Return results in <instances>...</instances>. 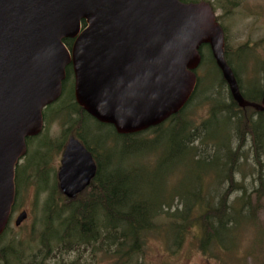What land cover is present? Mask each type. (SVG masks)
<instances>
[{
    "label": "water",
    "instance_id": "obj_1",
    "mask_svg": "<svg viewBox=\"0 0 264 264\" xmlns=\"http://www.w3.org/2000/svg\"><path fill=\"white\" fill-rule=\"evenodd\" d=\"M203 46L239 108L264 113V96L261 103L242 96L225 59V33L206 2L0 0V237L15 206L27 140L42 133L43 111L61 98L70 66L76 104L118 135H135L186 107ZM96 171L91 153L71 137L57 176L60 192L75 200ZM27 218L22 212L15 225Z\"/></svg>",
    "mask_w": 264,
    "mask_h": 264
},
{
    "label": "trees",
    "instance_id": "obj_2",
    "mask_svg": "<svg viewBox=\"0 0 264 264\" xmlns=\"http://www.w3.org/2000/svg\"><path fill=\"white\" fill-rule=\"evenodd\" d=\"M180 1L199 3L198 0ZM65 44L70 49L73 41L67 40ZM246 47H241L238 54ZM203 48L209 50L208 46H203L201 49ZM224 54L227 64L234 72L244 99L253 103H261L264 96V79L263 84H259L258 95L244 90L232 66L227 46L224 48ZM209 55L207 58L201 54L202 62L199 67L202 72L205 64L212 63L219 76L218 81L208 80L207 89L203 90L202 98L199 100L204 102L210 86L217 90L214 96L206 99L215 101L209 118L201 124L193 118L195 107L199 104L197 103L199 102V90L204 86L205 79L208 77V75L204 77V74H200L197 76L196 90L186 107L156 128L135 135L120 136L112 126L99 123L101 127L111 128L115 136L122 140L121 158H116L114 161H100L99 170L91 186L75 200L64 198L57 190L56 184L55 188H51L52 196L46 208V233L39 255L47 258L48 256L56 257V252L78 251L82 257L83 253L91 250L92 258L96 253H102L112 256L115 264H142L140 259L144 255L147 236L159 227L157 221L163 215L167 216L164 228L170 226L175 230L174 242H172L175 250L172 249L171 253H176L180 249L190 233L191 226L198 225L201 229L198 239L199 250L207 255H212L214 251L228 255L232 246L235 245L234 237L240 225L244 221L256 223V214L250 201L252 196L248 194L246 188L235 183L234 176L241 150L249 138L261 169L258 177L260 187L255 192L264 198L262 171L264 164L260 161V156L264 151V113H258L250 108H239L232 99L210 50ZM70 74L71 71L67 69V78ZM65 111L76 116L75 126L78 130L70 135L78 138L85 148L93 152L95 148L102 147L105 155L108 156L111 152L117 151L118 145L113 140L104 143L87 141L84 134L86 120L93 118L76 104L74 94L61 110L63 114ZM222 124L226 130V143L221 142L219 147L218 139H215L213 131L216 129L222 131ZM212 126L216 128L213 129ZM234 140L237 142L236 148L233 147ZM142 154H146L151 161L157 159L159 170L175 161L182 165L190 161L199 169L201 166H215L214 163H216L215 169L212 172L209 171L212 174L210 181H217L216 186L227 185V189L222 194L217 193L218 189H215L216 198H213L208 191L205 194L199 191L198 195H187L186 197L176 195L169 200L161 198L163 191L158 193L160 197L156 199L149 197L141 183L144 179L153 181L157 173L151 175L145 172L139 162L134 161ZM29 171L32 174L34 169ZM35 171L39 173L38 167ZM235 192L241 193V198L237 199L235 204H230V198ZM177 199L182 202V209L168 213ZM8 230L0 237V264H38V256L34 253L27 254L26 251L15 246L4 245ZM230 236H233V241H229L231 238L226 241ZM72 264L79 263L75 261Z\"/></svg>",
    "mask_w": 264,
    "mask_h": 264
},
{
    "label": "rangeland",
    "instance_id": "obj_3",
    "mask_svg": "<svg viewBox=\"0 0 264 264\" xmlns=\"http://www.w3.org/2000/svg\"><path fill=\"white\" fill-rule=\"evenodd\" d=\"M182 1L192 2L194 0ZM198 2H206L213 8L225 33V46H227L229 58L241 80L243 89L258 95L259 84L262 85L264 79V0H198ZM245 46H247L245 50L238 54V50ZM209 50L203 48L201 54L209 58ZM200 74H204V77L208 75V77L205 79L204 86L199 90L198 101L202 98L203 90L207 89L208 80H219L215 65L212 63L205 64L202 72L198 68L196 75L199 76ZM74 87L75 80L71 72L64 82L61 98L43 111L44 127L42 133L27 140V155L21 159L16 169L18 176L16 182V189L18 190L16 214H14L10 224L4 245L7 247L15 246L26 251L27 254L29 252L34 253L38 256V264H72L75 261H78L79 264H115L112 256H106L102 253H96L92 258L91 250L83 253L82 257L78 251L56 252V257L48 256L47 258L39 255L46 233V208L52 196L51 188H55L56 184L59 191L56 179L61 167V152L69 138L72 137L70 133L78 130L75 126L76 116L70 115L68 111H65V114L61 112L72 98ZM225 90L227 91V87ZM215 91L217 90L210 86L204 102H197L199 104L195 107L193 118L198 124L209 118L215 101L206 99L209 96H214ZM85 125L84 134L88 142L104 143L113 140L118 146L115 153H110V157L113 161L116 158H121L122 140L115 136L111 128L101 127L93 119L86 120ZM212 128L216 127L212 126ZM221 129L222 131L219 129L213 131L215 139H218L217 145L219 147L221 142L226 143V130L223 124ZM236 146L237 142L234 140L233 147L236 148ZM139 156L134 161L139 162L145 172L151 175L157 173V177L153 181L144 179L141 183L145 188L146 195L154 199L160 197L158 193L161 191L164 192L161 196L163 200H169L176 195H182V197L198 195L199 191L203 194L208 191L213 198H216L217 193L222 194L227 189V185L219 184L216 186L217 181H210V175H212L210 172L215 169L216 163H214L215 166H201L199 169L190 161L183 165L175 161V163L170 162L162 170H159V164L156 163L157 159L151 161L146 154ZM260 161L264 164V151H262ZM37 167L39 173L35 171ZM33 169L31 174L29 170ZM260 171L252 142L248 138L241 150L234 178L235 183L246 188L248 194L252 196L250 201L256 214V223L244 221L240 225V229L236 231L235 239L233 238L234 235L226 239L228 241L231 238L230 242L234 239L235 244L228 255L222 252L218 254L215 251L212 255L203 254L199 250L198 239L201 235V229L198 225L191 226L190 233L180 249L176 253H171L172 249L175 250L172 243L174 242L175 230L170 226L164 228L163 225L166 223L167 216L163 215L157 221L159 227L147 236V245L140 262L142 264H264V198L255 192L260 187L258 180ZM262 171L264 181V169ZM29 174L31 178L26 181ZM44 181L46 182L44 183ZM215 189H218L217 193H215ZM241 195V193L235 192L230 198V204H235ZM182 207V202L177 199L168 213H174L177 209L181 210ZM22 211L28 212L29 219L21 228H17L15 222Z\"/></svg>",
    "mask_w": 264,
    "mask_h": 264
},
{
    "label": "flooded vegetation",
    "instance_id": "obj_4",
    "mask_svg": "<svg viewBox=\"0 0 264 264\" xmlns=\"http://www.w3.org/2000/svg\"><path fill=\"white\" fill-rule=\"evenodd\" d=\"M226 45V44H225ZM71 72H72V74H73V71H72V67L70 66L69 68H68ZM74 76V75H73ZM73 137V136H72ZM71 138V137H70ZM69 138V139H70ZM76 138V137H75ZM78 139V138H77ZM79 140V139H78ZM80 141V140H79ZM68 142V141H67ZM81 142V141H80ZM67 145V144H66ZM65 149H66V146L64 147V149L62 150V152H61V158H60V165H61V161H62V158H63V155H64V152H65ZM87 149V148H86ZM88 150V149H87ZM104 148H95V151H93V152H91V151H89L90 153H91V155H92V158H93V160H94V162H95V165H96V168H97V171H96V175H97V172H98V170H99V162L100 161H103V160H112V158L110 157V155L108 156V155H105V153H104ZM61 168V167H60ZM58 176V175H57ZM96 177V176H95ZM29 178H31V175L29 174V176H27L26 177V181H29ZM39 180H40V178H39ZM38 180V181H39ZM17 181H18V178H17ZM56 181H58V177H57V179H56ZM93 181H94V179H93ZM92 184V183H91ZM91 186V185H90ZM89 188H87L86 190H88ZM85 190V191H86ZM60 191V190H59ZM61 193V192H60ZM84 193V192H83ZM82 193V194H83ZM61 195L64 197V198H66L62 193H61ZM79 196H81V195H79ZM78 196V197H79ZM17 197H18V190H17V195H16V202H15V206H16V203H17ZM67 199V198H66ZM15 206H14V208H13V213H12V216H11V218H10V221H9V224H8V226H7V229H6V231L9 229V227H10V224L12 223V219H13V217H14V214H16V212H15ZM22 212H27V211H22ZM21 212V213H22ZM20 213V214H21ZM19 214V215H20ZM27 214H28V212H27ZM28 219H29V214H28V218H27V220L26 221H24L23 223H22V225L21 226H19V227H17V228H21L27 221H28ZM6 231H5V233H6Z\"/></svg>",
    "mask_w": 264,
    "mask_h": 264
},
{
    "label": "bare ground",
    "instance_id": "obj_5",
    "mask_svg": "<svg viewBox=\"0 0 264 264\" xmlns=\"http://www.w3.org/2000/svg\"><path fill=\"white\" fill-rule=\"evenodd\" d=\"M260 126V125H259ZM260 128V127H259ZM252 137V136H251ZM231 153V152H230ZM232 166V165H231Z\"/></svg>",
    "mask_w": 264,
    "mask_h": 264
}]
</instances>
